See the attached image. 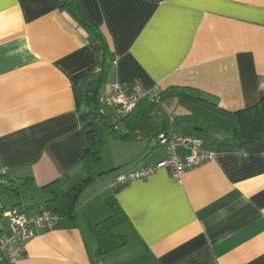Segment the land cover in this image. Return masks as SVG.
<instances>
[{"label": "crops", "instance_id": "crops-1", "mask_svg": "<svg viewBox=\"0 0 264 264\" xmlns=\"http://www.w3.org/2000/svg\"><path fill=\"white\" fill-rule=\"evenodd\" d=\"M78 1L91 27L64 0H0V190L9 192L0 191V212L35 216L48 199L44 186L63 180L68 190L82 181L86 131L76 93L99 76L100 96L136 83L197 96L165 99L143 138L124 141V125L120 137L111 135L125 153H115L109 170L92 169L99 176L80 196L76 218L33 230L25 257L0 264H264V139L215 151L177 180L166 170L117 180L167 157L152 144L153 129L199 139L206 151L231 136L232 114L264 95V0ZM17 182L25 186L9 188ZM29 189L45 200L28 203ZM109 198L126 216L113 232L128 242L96 258L91 228L109 217Z\"/></svg>", "mask_w": 264, "mask_h": 264}, {"label": "trees", "instance_id": "trees-1", "mask_svg": "<svg viewBox=\"0 0 264 264\" xmlns=\"http://www.w3.org/2000/svg\"><path fill=\"white\" fill-rule=\"evenodd\" d=\"M65 5L71 16L80 24L91 27L84 14L78 0H64ZM104 79L99 76L95 81L86 84L88 87L81 89L76 93V101L78 108L82 105L89 107V112L80 114L84 123L85 131L93 130L92 133L86 135V148L82 161V170L85 178L73 186L65 190L63 180H56L42 188L48 199L42 204L43 210L51 211L61 218L73 220L76 218V208L78 201L85 188L99 175L92 172V165L97 163L101 156L99 148L101 141L98 138V120L97 112L99 109V91L103 87ZM180 96H197L196 90L191 88H170L164 92H158L156 97L159 98L158 103L148 100L140 103L134 112L128 116L123 125L128 134L122 138L124 141H133L143 138L146 133L145 129H149L153 124L154 113L157 107H160L163 101L171 97ZM237 126L230 131L231 136L226 139H216L215 151H239L241 149L253 146L264 139V95L260 100L250 108L238 111L232 114ZM122 125V126H123ZM152 128H150L151 130ZM156 132L157 136L161 131L158 129L151 131ZM114 138L120 137L118 133L111 131ZM17 185V187H15ZM25 186L23 182L15 184L10 183V189L19 190ZM110 213L109 217L104 221L95 224L91 228V233L96 240V258H100L108 253L116 251L127 245V237L114 234V229L126 221V216L119 204L114 198H109L105 202Z\"/></svg>", "mask_w": 264, "mask_h": 264}, {"label": "built area", "instance_id": "built-area-1", "mask_svg": "<svg viewBox=\"0 0 264 264\" xmlns=\"http://www.w3.org/2000/svg\"><path fill=\"white\" fill-rule=\"evenodd\" d=\"M157 93L158 91H146L138 83L132 87L113 85L106 94L99 98V109L96 116L98 123L104 121L110 131L119 133L123 121L134 112L140 103L146 100L153 103L159 102V98L156 97ZM170 121L172 122V119ZM156 145L166 151L167 157L164 160L155 165L128 172L117 180L124 182L144 179L159 170H166L174 180H177L186 171L211 162L216 155L214 151L203 150L201 140L181 136L172 128H166L156 136ZM178 149L186 150L187 155L181 158L177 153ZM1 220L7 221V227L4 229L0 225V262L16 263L25 257V243L33 236V230L55 229L59 216L48 210H42L35 216H31L13 207L0 212Z\"/></svg>", "mask_w": 264, "mask_h": 264}, {"label": "rangeland", "instance_id": "rangeland-1", "mask_svg": "<svg viewBox=\"0 0 264 264\" xmlns=\"http://www.w3.org/2000/svg\"><path fill=\"white\" fill-rule=\"evenodd\" d=\"M164 121H165V117H162V119L157 122L158 126L160 127L161 124L164 123ZM98 133H99L98 136L101 140V146L99 148L101 158L97 162V164L92 166V169L96 170L97 172L102 171V170H109V168L113 166V163L115 161V153L124 155L125 153L124 147H126L121 144H114L113 142H111L110 140V137L112 138L110 134L111 131L107 127L104 121H101L98 123ZM154 143H156V137L153 138L152 144ZM126 167L127 165H124L121 168L125 169ZM132 168H134V166ZM117 170L118 169L111 171L110 174L117 173L118 172ZM84 178H85V175H82L81 180H83ZM0 191L2 192V195L5 197L9 195V192H7L6 190H0ZM22 195L28 203L32 201L42 202L43 200H45V196L43 194H40L39 192H36L32 189L25 190Z\"/></svg>", "mask_w": 264, "mask_h": 264}, {"label": "water", "instance_id": "water-1", "mask_svg": "<svg viewBox=\"0 0 264 264\" xmlns=\"http://www.w3.org/2000/svg\"><path fill=\"white\" fill-rule=\"evenodd\" d=\"M88 86L86 85L85 88H87ZM89 112V107L87 105H82L80 107V113L84 114V113H88ZM235 126H237V120L235 119ZM93 130H89L87 131L85 134L88 135L89 133H92Z\"/></svg>", "mask_w": 264, "mask_h": 264}]
</instances>
